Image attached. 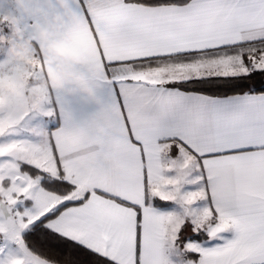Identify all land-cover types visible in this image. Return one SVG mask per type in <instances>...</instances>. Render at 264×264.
<instances>
[{
    "label": "snow or ice",
    "instance_id": "6c2138e0",
    "mask_svg": "<svg viewBox=\"0 0 264 264\" xmlns=\"http://www.w3.org/2000/svg\"><path fill=\"white\" fill-rule=\"evenodd\" d=\"M0 264H264V0H0Z\"/></svg>",
    "mask_w": 264,
    "mask_h": 264
}]
</instances>
